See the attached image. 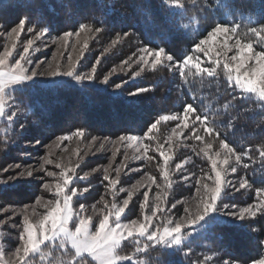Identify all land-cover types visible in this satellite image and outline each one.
Masks as SVG:
<instances>
[{"label":"trees","instance_id":"16d2710c","mask_svg":"<svg viewBox=\"0 0 264 264\" xmlns=\"http://www.w3.org/2000/svg\"><path fill=\"white\" fill-rule=\"evenodd\" d=\"M24 17H28L27 25L34 29L46 27L56 34L77 30L80 23H86L92 29H102L98 32L100 39L115 43L109 46L99 64L95 65L96 79L76 84L67 81L52 86L28 81L23 88L15 90L8 106V111L14 107L18 111L12 126L25 124L28 128L30 117L36 120L37 129L44 127L51 136L77 129H83L85 134L102 136H145L148 126L161 115L179 113L185 103H193L195 99L197 113H207L209 117L205 125L197 122L199 130H205L206 127L214 129V133L218 132L219 136L206 133L212 138L213 145L226 140L236 154H242L236 178L238 183L246 179L248 185L225 195L222 203L242 208L259 202L257 189H264V103L254 94H238L239 89L230 87L223 75L215 78L187 75L185 78L176 67V61L182 60L185 55H196L203 67L212 66L204 53L194 50V44L217 23L238 25V34L264 26V0L0 2L2 27L10 29ZM125 32L129 35L125 36ZM117 36L120 38L117 39ZM239 38L253 43L258 39L251 33L247 37L240 35ZM146 46L164 47L174 60L165 61L155 69L144 65L143 71L135 79L129 78V73H126L117 78L111 77L105 85L98 82L99 72L104 73L120 60L132 59L141 54L139 49ZM257 47L260 51L264 50ZM90 58L94 64V56ZM122 80L129 82L120 91L113 90V83ZM141 87L150 91L129 95L130 91ZM20 110L27 112L24 115ZM168 121H161L157 125L152 132L154 136L148 137L149 142L153 141L156 134L163 132ZM9 134L8 130L0 132V164L5 157L3 153L7 148L10 149ZM198 143L196 139L192 163L197 172H201L200 169L208 160L198 148ZM204 223L205 226L190 233L182 245L163 249V246L149 243L147 251H144L143 244L146 241L129 238L122 242L120 254L133 257L132 264L137 261L159 264V257L164 251L166 264H223L224 261L250 264L252 259L264 255V247L260 245V241L264 240V213L244 220L213 214ZM137 248L141 251L137 252ZM42 249L44 252L50 251L51 257H59L57 251L51 250L49 246H43ZM29 259L31 264H36L39 256L35 254ZM87 264L93 262L88 259Z\"/></svg>","mask_w":264,"mask_h":264},{"label":"rangeland","instance_id":"374dc122","mask_svg":"<svg viewBox=\"0 0 264 264\" xmlns=\"http://www.w3.org/2000/svg\"><path fill=\"white\" fill-rule=\"evenodd\" d=\"M1 1L5 0H0V2ZM16 25L17 24L14 26ZM28 27L31 26L26 24V29ZM10 29H6V27L0 25V53L3 52L5 45L10 44L7 36ZM26 29L20 34L16 41V48L9 58V63H14L15 60L19 58V55L22 54L27 40L33 39L34 43L29 50V56L32 62L29 68L31 70V68L35 67L39 62V67L36 68L38 72L44 71L49 63H58L61 71L66 70L69 63L68 57L71 55L73 61H76L77 73H87L94 64L97 65L96 63L92 64L90 62V57L94 56L93 60H95V62L98 57L101 60L108 51L109 46L111 47L113 44L111 40L100 39L101 37L100 35L98 37V32L93 29L91 32L81 33V43L79 44L76 43L77 38L75 36L69 38L67 47L65 48L52 42L57 37L62 36L63 33L56 34L48 28L49 34L38 36V33L44 28H33L34 31L31 33L27 32ZM77 30H72L70 32L74 33ZM235 39L236 37H232V39L228 41L229 45L233 44ZM223 40L224 36H217L210 47L215 46L217 42H222ZM85 41L87 42V49L84 50L83 55H81L80 50L83 48ZM73 46H75L76 51H73ZM258 48L259 47L255 48V50L260 51ZM217 51H219V48H217ZM235 54V48H232L228 52L229 57ZM140 55L141 54H138L131 60H120L115 66H112L104 73L99 72L98 75L96 74L99 77L98 82L103 85L107 84L108 82H103L102 78L113 68H115L116 71L111 76L112 78L118 77L119 75H126V73H129V75H127L129 78H132L131 76H133L134 73L140 72L141 74V68H143L144 65L137 62ZM53 57H56V60H53ZM221 58H223V54H221ZM151 59L152 58L149 57L150 62ZM28 81H37L50 86L67 81L75 84L81 82L75 78V74H61L54 77L38 75ZM116 83L119 82L116 81ZM24 84L25 82L17 84L13 89H9L6 92L4 113L0 115V132H6L7 130L10 132L7 136L10 142V149L7 148V151L3 153L2 156L5 157L1 159L2 162L0 164V249L3 250L5 260H15V249L19 246V237L23 230L25 205H28L26 211L29 214L30 220L36 223L46 212L42 203L36 204L37 198H42V201L55 199V195L45 190L42 185L46 182L54 183L55 178L48 177L46 173L51 171L59 174L60 168L57 167V165L61 163L66 167L76 168L77 178H74L71 187H76L78 189L89 187L91 189L90 192L85 193L83 197L73 199V208L79 209L80 204L86 206L87 211L85 215L93 216V230H95L100 219L98 214H94V207L98 210L103 207V201H107L109 205L113 202V189L108 186L109 180L103 179L106 175L105 169H107V175L110 179H117L116 169H120L118 183L115 187V203L121 204L123 199L128 197L129 190L133 193L128 208L121 215V223H127L133 219L143 221L145 215H150L149 208L155 207L158 192L162 201L160 205L162 211L158 212L157 216L153 218V227L160 226L162 228L166 226L168 219L173 221V224L169 226H174L175 222L182 218H186L185 208H188L192 213L195 212L197 204L199 203L196 193V189L199 186L198 181L200 183L211 184V180L207 177L214 176V173L211 172V164L208 159V163L200 169L201 172H197V168L192 163L194 142L196 141L195 137L200 136L202 138L198 143V148L202 151L207 143H211V154H215L220 150V143L218 145H213L212 138L210 139L206 134L207 131L199 130L200 128L196 125L197 122L193 124V117L191 115H189L187 128L183 127L182 121L169 120L167 125L164 126L163 132L159 135L156 134L152 142L148 141V137L154 136L155 133L145 136L125 135L139 138L134 142H120L118 141V137L120 136L112 137L84 133L81 137L73 136L71 139H66L57 143V137L70 133L51 136L48 129L44 127H38L37 129L38 125L35 122L36 120L30 117L28 128L25 127V124L12 126L16 114L18 115V111L15 107L13 110L8 111V106L9 103H11L14 91L23 88ZM112 89L120 91V88H114L113 86ZM238 94L242 95L240 90ZM19 112L25 115L27 110H20ZM175 114H182V111L179 113L173 112L168 115L171 116ZM178 124L180 125L178 129L179 136H175L173 135V129H176ZM169 136H173L171 141L168 139ZM93 137H96V139L93 140ZM102 143L104 147L100 148ZM143 145H148V150L145 155L151 157V160L145 159L144 155H142V153H144ZM158 145L162 146V150L167 152L170 157L168 164V181H165L162 171L158 166L163 164V158L159 155V152L156 151ZM138 147L139 151H137ZM114 153L115 155H113ZM137 156H140V159H136ZM222 158L221 156V159ZM46 160H51L52 163H46ZM17 164L20 165L19 168L15 167ZM41 164L44 165L43 169L40 168ZM177 164L181 165L180 169L176 168ZM238 164L239 162L235 160V156L233 155L229 158L228 165L222 166L226 170L224 178L227 181H231L234 187L229 186L225 189L221 200L217 202L218 209L221 208L223 204H227L222 203L225 199V195L235 191L240 185L236 178ZM9 165L13 167L7 172L3 171V169L7 168ZM233 167L236 168V172L231 171ZM22 171H32L33 175L31 177L25 176L9 181L7 184L3 183V181L8 180V177H15ZM84 173H88L87 177H84ZM150 177H155L154 183H149ZM201 177H204V179L202 180ZM138 181L140 183L137 185ZM133 185H136V187L133 188ZM121 188H124L125 191L120 192ZM145 192L148 193L149 208L142 209L141 204L143 203ZM173 205H175V207H173ZM238 208H241V206ZM229 211H232V209L229 208ZM213 214L236 218L216 210L210 213L205 219L201 220L196 225L195 229L198 230L205 226L204 222ZM74 226L75 220L70 224V227ZM190 233H192V231L187 226L182 230L184 241L188 238ZM46 246H49L51 250L55 249L59 257H51L49 256L50 251L44 252L41 248V251L36 253L39 256V260L36 264H57L59 260L70 259V257L62 254V250L57 247V245L46 244ZM33 256H35V254L30 255V258ZM61 256L65 257L61 258Z\"/></svg>","mask_w":264,"mask_h":264},{"label":"snow or ice","instance_id":"6c2138e0","mask_svg":"<svg viewBox=\"0 0 264 264\" xmlns=\"http://www.w3.org/2000/svg\"><path fill=\"white\" fill-rule=\"evenodd\" d=\"M28 23V17L21 18L19 23L12 27L7 33L9 45H5L4 50L0 53V115L4 113V99L6 92L17 84L26 82L38 75L41 76H56V75H73L80 81L93 80L96 79L95 73L97 68L95 64L90 68L87 73L79 74L76 71V61H73L72 56L68 57V67L66 70L61 71L60 65L58 63H49L48 67L42 71L38 72L36 68L39 67V62L31 70L29 65H31V59L29 56V50L32 47L34 40L29 39L24 45L22 54L19 58L15 60L14 63H9V58L12 52L16 48V41L18 40L20 34L25 31L26 24ZM238 25L236 24H225L217 23L211 28L206 34V36L199 40L198 43L194 44V50L199 53H204V55L211 61L209 67H203L202 61H199V57L196 55H185L180 61H176V67L179 69L181 76L187 75H206L209 78H215L218 75H223L228 82L230 87L238 88L242 94H254L261 103H264V95L259 91H254L248 88L245 81L254 77L262 69L261 61L264 60V50L256 51L255 48L260 46L264 48V26L259 29L256 27L250 28L248 32L237 33ZM27 32L31 33L34 31L32 27H28ZM93 29L89 24L80 23L78 25V30L76 32L66 31L62 36L57 37L52 42L54 44L60 45V47H67V41L69 38L75 36L76 43H81L80 35L81 33L91 32ZM96 32L102 31L100 28L95 29ZM248 33H251L258 39L255 43L251 40H242L239 38L240 35L247 37ZM49 34L48 28H44L38 33V36H44ZM125 36L129 33L125 32ZM217 36H224L222 42H217L215 46L210 47ZM232 37H237L235 42L229 45L228 41ZM120 37L117 36V39ZM115 43V41H113ZM219 48V51H217ZM235 48L236 54L231 57L228 56V52ZM87 49V42H84L83 48L80 50V54L83 55V51ZM59 51V48H58ZM73 51H76L75 46H73ZM141 55L139 56L138 63L142 65L150 66L155 69L157 65H163L165 61H173L174 57L167 53L164 47L152 48L151 46H146L138 50ZM223 54V58H221ZM135 55V54H134ZM151 57V62L149 61ZM131 60V57L128 58ZM56 60V57H53ZM100 58L96 60V64H99ZM187 70V72H185ZM219 70V71H218ZM116 71L113 68L106 75L103 76L102 81L108 82L110 77ZM143 68H141V72ZM140 72L134 73L132 79L139 76ZM129 80H122L119 83H113L114 88H122ZM148 88H136L129 92V95H140L141 93L148 92ZM197 105L195 99L193 103H185L182 114L175 115H161L158 119L152 122L148 128L146 135L152 133L157 125L161 121H182L183 127H188L189 115L193 117V124L200 122L201 125H205V122L209 120L207 113L200 114L197 113ZM180 125H177L176 129H173V135L179 136ZM208 133H214V129L205 128ZM219 136L218 132L214 133ZM84 135L83 129H77L68 135H62L57 137V143L60 141L71 139V137H81ZM154 138V137H153ZM197 140L202 139L200 136L195 137ZM96 137H93L95 140ZM137 137L135 136H125L121 135L118 137L120 142H134ZM169 141L173 139V136L168 137ZM103 143L100 148H103ZM145 159L151 160V157H147L145 154L148 150V145H143ZM212 145L207 143L203 149L204 155L210 161L211 172L214 176H208L207 178L211 180L209 183H200L196 189L197 204L194 213L190 212L188 208H185L186 218L175 222L174 226H169L173 224L171 219H168L167 225L153 227L152 220L157 216L158 212H161L160 207L162 201L159 192L156 196L155 207L149 208V197L148 193H144L143 203L141 208H149L150 215H145L143 221L130 220L127 223H121V215L128 208L129 203L132 199V191H128V197L123 199L121 204L115 203V187L118 183V177L120 169L117 168V179H110L107 175V169H105L106 175L103 177L105 180H109V187L113 189V202L111 205L107 201H103V207L96 210L94 207V214L100 216L98 225L95 230L92 228L93 216L85 215L87 208L84 204L79 205V209L73 208V199L80 198L85 195V193L90 192L89 187H84L78 189L76 187H71L74 178L76 177V168L66 167L64 164H58L57 167L60 168L59 174L48 171L46 175L48 177H54V183H43L42 187L55 195L54 200L42 201V198H37L36 204H41L46 209L45 214L38 220V222L33 223L30 220L29 214L27 213L28 205L24 207V217H23V230L19 237V246L15 249V260H5L3 250L0 249V264H31L29 259L30 255H34L41 251L42 246L46 244L57 245L62 250V254L70 257V259H62L57 262V264H87V260L90 259L93 264H132L133 257L121 255L120 249L123 241L131 238L133 241H139L141 238L146 241L143 244V250L147 251L149 243L155 246H163L165 249L167 247H173L177 245H182L184 243V237L182 235V230L187 226L192 232L194 231L196 225L203 219H205L213 211L219 210L224 212L226 215L236 217L238 219H245L246 217L255 218L258 213H264V189H257V197L259 198V203L249 204L245 207L238 208L237 205L223 204L221 208L218 209L217 202L221 200L225 189L229 186H233L231 181H227L224 178L225 169L223 165H228L229 158L235 156L237 162L240 161L242 154H236L235 150L227 143L226 140L220 141V150L215 154L210 153ZM139 151V147L137 148ZM157 152L163 158V164L158 165L162 171L165 181L169 180L168 164H169V154L162 150V146L157 147ZM115 155V153L113 154ZM221 156L223 157L221 159ZM136 159H140L137 156ZM46 163H52L51 160H46ZM12 165H9L3 171L7 172ZM19 168L20 165H15ZM181 165L177 164L176 168L180 169ZM40 168L43 169L44 165L41 164ZM232 172H236V168L231 169ZM33 175L32 171H22L15 177H8L7 181H3L7 184L9 181L23 178L25 176L31 177ZM88 173H84V177H87ZM186 179V177H185ZM203 180L204 177H201ZM155 177L149 178V183H154ZM140 182H137V185ZM248 185V181L245 179L240 183V189L245 188ZM136 185H133L135 188ZM159 187V186H158ZM125 189L121 188L120 192H124ZM175 207V205H173ZM229 208L232 211H229ZM59 209L60 222L53 225V216L56 214V210ZM75 220V226L70 227V224ZM103 225V227H102ZM79 229V231H78ZM151 229V230H150ZM254 231V229H253ZM58 241V244H57ZM98 245V246H97ZM260 245L264 247V240L260 241ZM141 249L137 248V252ZM165 251L162 252L159 257V264H166L165 262ZM136 264H143V262L137 261ZM223 264H238V262L224 261ZM250 264H264V255H261L258 259H252Z\"/></svg>","mask_w":264,"mask_h":264},{"label":"clouds","instance_id":"9594fccd","mask_svg":"<svg viewBox=\"0 0 264 264\" xmlns=\"http://www.w3.org/2000/svg\"><path fill=\"white\" fill-rule=\"evenodd\" d=\"M262 69H264V60L261 61ZM245 84L248 88L259 91L262 95H264V70L259 71L254 77L245 81ZM60 222L59 209L56 210V214L53 216V225ZM103 227V225H102ZM79 231V229H78ZM98 246V245H97Z\"/></svg>","mask_w":264,"mask_h":264}]
</instances>
